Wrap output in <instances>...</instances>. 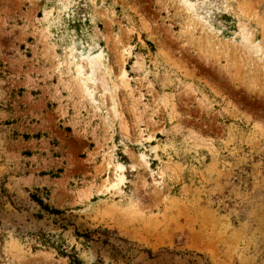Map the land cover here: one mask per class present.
Segmentation results:
<instances>
[{
  "label": "rangeland",
  "instance_id": "1",
  "mask_svg": "<svg viewBox=\"0 0 264 264\" xmlns=\"http://www.w3.org/2000/svg\"><path fill=\"white\" fill-rule=\"evenodd\" d=\"M72 256L264 264V0H0V264Z\"/></svg>",
  "mask_w": 264,
  "mask_h": 264
},
{
  "label": "trees",
  "instance_id": "2",
  "mask_svg": "<svg viewBox=\"0 0 264 264\" xmlns=\"http://www.w3.org/2000/svg\"><path fill=\"white\" fill-rule=\"evenodd\" d=\"M38 204H39L40 206L42 205L41 202H38ZM42 209H46V208H42ZM51 213L58 214V213H60V212H57V211H55V210H51ZM39 241H40V243H41L42 246H47V247H48V245H49L50 247H52L51 245H53V244H51V243L49 242L48 239L45 238V236L39 237ZM60 251H61V250H60ZM63 252H64V251H62V252H60V253H61L62 255H64ZM69 264H80V261H79L76 257L72 256V257L70 258Z\"/></svg>",
  "mask_w": 264,
  "mask_h": 264
},
{
  "label": "bare ground",
  "instance_id": "3",
  "mask_svg": "<svg viewBox=\"0 0 264 264\" xmlns=\"http://www.w3.org/2000/svg\"><path fill=\"white\" fill-rule=\"evenodd\" d=\"M121 179V178H120ZM121 182V181H120Z\"/></svg>",
  "mask_w": 264,
  "mask_h": 264
}]
</instances>
